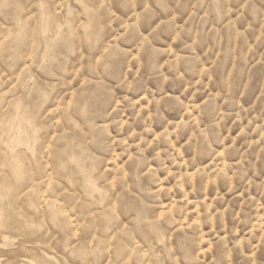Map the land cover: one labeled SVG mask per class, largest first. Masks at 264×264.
Masks as SVG:
<instances>
[{
	"label": "rangeland",
	"instance_id": "1",
	"mask_svg": "<svg viewBox=\"0 0 264 264\" xmlns=\"http://www.w3.org/2000/svg\"><path fill=\"white\" fill-rule=\"evenodd\" d=\"M0 264H264V0H0Z\"/></svg>",
	"mask_w": 264,
	"mask_h": 264
}]
</instances>
